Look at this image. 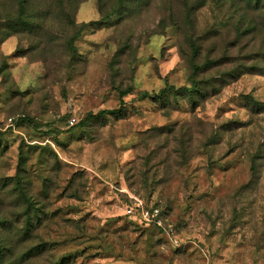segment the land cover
I'll list each match as a JSON object with an SVG mask.
<instances>
[{
	"label": "rangeland",
	"instance_id": "rangeland-1",
	"mask_svg": "<svg viewBox=\"0 0 264 264\" xmlns=\"http://www.w3.org/2000/svg\"><path fill=\"white\" fill-rule=\"evenodd\" d=\"M263 6L0 0V264H264Z\"/></svg>",
	"mask_w": 264,
	"mask_h": 264
},
{
	"label": "trees",
	"instance_id": "trees-1",
	"mask_svg": "<svg viewBox=\"0 0 264 264\" xmlns=\"http://www.w3.org/2000/svg\"><path fill=\"white\" fill-rule=\"evenodd\" d=\"M25 0H22V2H24ZM255 2H261V0H255ZM264 9V6H263ZM70 47H73L72 43L68 44ZM193 48H194V59L191 61L192 63V68L194 70V76H192V84L191 86H182L180 88H175L174 86H169L167 88H164L160 91V95H162L163 97L168 96L169 94L173 93L174 91L178 92V93H182L183 95H189V96H193L196 92L198 91H203L200 85V82L197 80V75L200 73H203L219 64H222V62L220 60H214V59H209L207 60L206 63H203L202 66L197 64L195 61V59L199 56L200 54V47L196 46V43H193ZM232 76L237 77L238 74H235V71H231L230 72ZM223 81L224 78L222 77ZM214 87V86H213ZM129 93L128 89L125 90H121L120 91V100H121V107L119 109H112V110H102L100 112H98L97 114H90L91 116H95V117H101L102 115L108 113V114H118L120 112H122L124 110V105H125V100L124 97L125 95ZM151 94L148 91H144L141 93V97L142 98H147L149 97ZM196 101H193V104H195Z\"/></svg>",
	"mask_w": 264,
	"mask_h": 264
}]
</instances>
